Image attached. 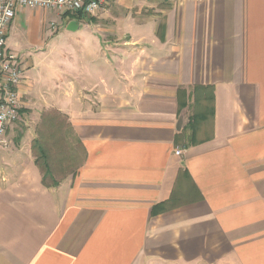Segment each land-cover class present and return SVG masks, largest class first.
<instances>
[{
    "label": "crops",
    "instance_id": "crops-1",
    "mask_svg": "<svg viewBox=\"0 0 264 264\" xmlns=\"http://www.w3.org/2000/svg\"><path fill=\"white\" fill-rule=\"evenodd\" d=\"M73 14L21 6L6 32L19 121L58 110L82 157L44 185L0 146V264H264V0Z\"/></svg>",
    "mask_w": 264,
    "mask_h": 264
},
{
    "label": "built area",
    "instance_id": "built-area-1",
    "mask_svg": "<svg viewBox=\"0 0 264 264\" xmlns=\"http://www.w3.org/2000/svg\"><path fill=\"white\" fill-rule=\"evenodd\" d=\"M109 0H0V146L7 144L5 135L8 128L19 121L23 107L17 90L20 81L19 69L15 65L16 56L5 52L6 32L19 7H37L55 11L78 13L82 17L97 14ZM55 27V24H52ZM176 155L181 151L176 150Z\"/></svg>",
    "mask_w": 264,
    "mask_h": 264
},
{
    "label": "rangeland",
    "instance_id": "rangeland-1",
    "mask_svg": "<svg viewBox=\"0 0 264 264\" xmlns=\"http://www.w3.org/2000/svg\"><path fill=\"white\" fill-rule=\"evenodd\" d=\"M45 111L43 108H25L21 120L6 132L8 140L4 147L30 148L32 155L35 156L36 152L32 148V144L34 139H39L47 151L48 161L55 179L61 180L74 172L82 157V150L70 132L66 133L67 137L64 141V143L70 144V149H66L67 146H63L64 143L58 141L59 135L46 124L43 118ZM60 120L65 121L63 118ZM40 161L42 160L40 159ZM47 181L50 182V179L47 178Z\"/></svg>",
    "mask_w": 264,
    "mask_h": 264
},
{
    "label": "trees",
    "instance_id": "trees-1",
    "mask_svg": "<svg viewBox=\"0 0 264 264\" xmlns=\"http://www.w3.org/2000/svg\"><path fill=\"white\" fill-rule=\"evenodd\" d=\"M73 16L75 18L81 17V15L78 13H74ZM43 118L45 119L46 124L49 125L51 128H53L55 130L56 134L59 135V139H58L59 142L64 143V141L67 137L66 133L70 132L72 134V130H71L70 124L68 122L67 116L62 114L58 110H55V109L46 110ZM60 118H63L65 121H61ZM64 128H66V130H64ZM63 146H67L66 149H70V144H67V142L64 143ZM78 146L81 149V146L79 144H78ZM32 148L36 152V154L34 156L35 157V163L38 165V167L40 168V170L42 172V183L44 185H50V184L56 185L58 182L55 179V176L53 175L51 165L49 164V161H48L47 151L44 148L43 144L41 143V141L39 139H34L33 144H32ZM40 159L42 161H40ZM47 178L50 179V182L47 181ZM165 208H166V204H161L158 207L159 210H161V209L163 210Z\"/></svg>",
    "mask_w": 264,
    "mask_h": 264
},
{
    "label": "water",
    "instance_id": "water-1",
    "mask_svg": "<svg viewBox=\"0 0 264 264\" xmlns=\"http://www.w3.org/2000/svg\"><path fill=\"white\" fill-rule=\"evenodd\" d=\"M77 27H78V26H77V24H76L75 21H70V22L68 23V25H67V29H68V30H71V31L76 30Z\"/></svg>",
    "mask_w": 264,
    "mask_h": 264
}]
</instances>
